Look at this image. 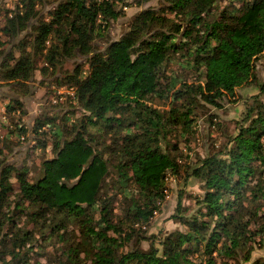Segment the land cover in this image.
Instances as JSON below:
<instances>
[{"label": "trees", "instance_id": "trees-1", "mask_svg": "<svg viewBox=\"0 0 264 264\" xmlns=\"http://www.w3.org/2000/svg\"><path fill=\"white\" fill-rule=\"evenodd\" d=\"M150 1L136 0L135 5ZM219 1L163 0L159 12L147 9L139 13L119 40L110 43L104 53H96L86 72L77 67L73 76L66 77L76 105L88 114L86 123L124 129L113 156L118 164V184L129 194L126 199L132 198L131 185L136 195L130 199L127 216L141 225L150 223L164 202L165 181L181 168L180 156L161 147L167 127L177 124L183 133L191 128L193 111L200 103L216 109L225 98L234 97L236 89H257L259 95L251 98L236 136L190 169L204 194L197 201L200 214L177 216L184 233L160 239V249L152 241L147 251L137 247L120 252L130 236L121 240L122 226L111 223L110 208L100 193L108 161L95 151L93 136L87 133L83 120L79 127H72V138L63 146L60 138L53 144L55 156L42 163L36 180L29 181L26 170L10 166L0 170V215L14 194L13 174L18 187L14 204L18 213L13 217L25 218L46 230L49 238L62 241L69 232L75 235L70 228L79 229L82 245L75 240L65 242V259H58V264H226L218 260L239 253L245 261L250 260L251 237L264 236L263 221L252 231L264 219V81L254 74L255 62L264 54V0L243 2L235 15H217ZM118 2L66 0L49 23H39L32 42L34 53L53 32L64 57H87L94 52L93 42L102 40L110 23L122 16L116 10ZM20 4L21 10L16 5L12 16H6L0 30L5 38L15 39L37 18L35 0H20ZM1 40L0 36V48ZM14 48L18 57L10 51L3 58L1 80L28 82L36 70L32 54L25 53L22 45ZM54 57L49 52L45 60L53 66ZM181 72L197 77L198 85L183 83ZM153 100L167 101L168 113L148 104ZM14 105L21 108L19 102ZM53 126L49 120L37 122L35 132L43 128L53 131ZM93 213L100 216L94 226ZM2 220L10 222L7 215ZM13 228L4 240L8 242L7 254L18 257L15 251L22 250L24 238L31 240L32 234Z\"/></svg>", "mask_w": 264, "mask_h": 264}, {"label": "rangeland", "instance_id": "rangeland-1", "mask_svg": "<svg viewBox=\"0 0 264 264\" xmlns=\"http://www.w3.org/2000/svg\"><path fill=\"white\" fill-rule=\"evenodd\" d=\"M66 0H35L34 9L38 15L27 25V28L20 32L15 39L2 38L3 46L0 48V66L3 58L12 51L14 57H18L17 45H22L25 53L32 54L36 70L28 82H7L1 80L0 73V170L5 166L12 167L13 170H26L29 181L38 178L41 172V165L44 161L54 158L52 151L53 144L60 138L61 146L70 140L73 126L79 127L80 120L84 122L87 133L93 136L92 144L95 151L108 161L109 171L101 188V197L110 208L111 223L122 226L123 235L130 236V240L123 244L120 252H127L134 248L147 251L154 241L157 249H160V239L176 233H184L185 228L178 222L177 216L183 218L194 217L200 214L198 200L204 194L202 184L190 175V169L195 168L199 161L206 158L212 151L222 149L227 141L236 136L238 127L244 121L247 110L251 107V98L259 95L254 87H243L236 89L235 96L225 98L220 102V108H213L200 103L198 108L193 111V122L191 128L182 133L181 126L172 124L167 127L166 139L161 142V147L166 149L172 156H180V166L178 174L171 175L165 181V199L155 211L149 224H135L127 216V209L130 199H135L136 195L132 185L129 193L132 198L128 200V193L123 191L118 184L117 159L113 156L114 151L120 146L125 134L123 128L113 125L112 129H106L97 124L90 126L84 120L85 114L76 105L74 92L66 84V77L73 76L77 67H82L87 71L89 61L96 53H104L110 43L119 40L128 30L132 20L141 12L152 9L159 12L163 8V0H151L150 2L138 7L136 0H120L116 3V10L122 16L116 21L111 22L108 30L104 33L102 40L93 42V53L87 57L77 55L73 59L64 57L58 48L53 32L48 36L39 50L32 49V42L40 22L49 23L53 18L54 12ZM86 4L110 2V0H85ZM249 0H220L215 12L236 14V10L243 2ZM21 10L20 0H0V30L4 27L6 16L11 17L13 12ZM169 17V16H168ZM177 21V19H174ZM52 53L55 60L51 66L45 60L47 53ZM1 69V68H0ZM46 70V73L42 71ZM181 80L186 85L196 87L197 77L190 73H179ZM254 74L259 80L264 81V54L259 61L255 62ZM177 86L176 89H178ZM197 99V98H195ZM14 102H19L20 109H17ZM149 105L160 111L168 113L170 105L167 101L153 100ZM13 107L14 111H7L6 107ZM180 111H185L181 109ZM165 113V114H166ZM52 121L55 124L54 130L47 128L35 132L36 123ZM127 124V121L125 122ZM22 133H21V131ZM63 135L65 137H63ZM63 137V138H62ZM90 137V136H89ZM228 145V143H227ZM176 147V150H172ZM14 194L10 198V205L7 206L1 217L8 216L7 220L0 221V264H58V259L64 260L63 251L68 248L65 242L75 240L82 245V236L79 229L70 228L75 231V235L69 232L62 241L57 237L49 238L46 230H39L34 223L28 222L25 218L18 220L13 217L15 210V195L17 184L11 178ZM103 200V201H104ZM180 201V208L178 202ZM102 205V204H101ZM12 217V218H11ZM99 214L93 213L92 225L98 221ZM252 227L254 233L264 219L260 220ZM144 225V226H143ZM18 227V229L32 234V239L24 238L22 250H16L18 257L8 255V242L4 240L5 235ZM110 236L113 234L110 232ZM61 237L63 235H60ZM250 260L245 261L244 255L239 253L235 258L218 260L219 263L226 264H263L264 260V236L251 237ZM159 239V240H158ZM10 246V245H9ZM84 255H80L83 259Z\"/></svg>", "mask_w": 264, "mask_h": 264}]
</instances>
